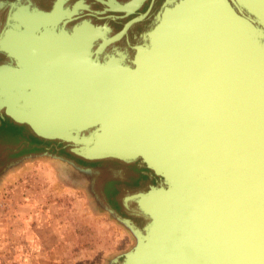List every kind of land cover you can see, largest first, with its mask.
<instances>
[{
  "label": "water",
  "instance_id": "obj_1",
  "mask_svg": "<svg viewBox=\"0 0 264 264\" xmlns=\"http://www.w3.org/2000/svg\"><path fill=\"white\" fill-rule=\"evenodd\" d=\"M0 11V184L58 166L136 236L105 264H264V0Z\"/></svg>",
  "mask_w": 264,
  "mask_h": 264
},
{
  "label": "rangeland",
  "instance_id": "obj_2",
  "mask_svg": "<svg viewBox=\"0 0 264 264\" xmlns=\"http://www.w3.org/2000/svg\"><path fill=\"white\" fill-rule=\"evenodd\" d=\"M16 171L0 184V264H105L134 245L58 166ZM131 257L136 264L135 250Z\"/></svg>",
  "mask_w": 264,
  "mask_h": 264
},
{
  "label": "bare ground",
  "instance_id": "obj_3",
  "mask_svg": "<svg viewBox=\"0 0 264 264\" xmlns=\"http://www.w3.org/2000/svg\"><path fill=\"white\" fill-rule=\"evenodd\" d=\"M115 8H117V6L115 7ZM1 13H2V11H0V15H1ZM152 16H154V14H152ZM123 193V192H122ZM121 193V194H122ZM117 207L119 208V206L117 205ZM136 232V231H135ZM135 237V240H136V236H134ZM118 255H120V254H118Z\"/></svg>",
  "mask_w": 264,
  "mask_h": 264
},
{
  "label": "flooded vegetation",
  "instance_id": "obj_4",
  "mask_svg": "<svg viewBox=\"0 0 264 264\" xmlns=\"http://www.w3.org/2000/svg\"><path fill=\"white\" fill-rule=\"evenodd\" d=\"M108 1V0H107ZM140 3H141V1H140ZM114 7H116V6H114ZM131 15V14H130Z\"/></svg>",
  "mask_w": 264,
  "mask_h": 264
}]
</instances>
